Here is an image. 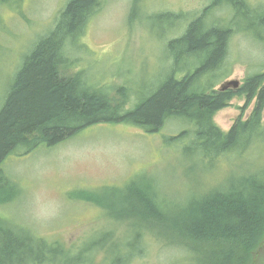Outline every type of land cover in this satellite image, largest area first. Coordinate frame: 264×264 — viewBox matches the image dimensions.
I'll list each match as a JSON object with an SVG mask.
<instances>
[{
	"label": "rangeland",
	"instance_id": "1",
	"mask_svg": "<svg viewBox=\"0 0 264 264\" xmlns=\"http://www.w3.org/2000/svg\"><path fill=\"white\" fill-rule=\"evenodd\" d=\"M67 1L0 2V107L23 56L53 28ZM245 2L254 8L253 13L234 17L231 9L213 6L212 0H98L83 25L78 48L73 49L72 65L59 69L60 74L84 72L89 83L112 97L111 104L121 102L117 91L124 87L128 91L125 107L131 108L139 96L156 89L171 70L172 59L179 69L207 62L208 53L183 56L175 62L166 47L200 15L202 22L228 26L231 33L221 63L225 64L198 78L197 85L212 83L208 90H217L225 81L237 80L238 85L231 87L235 90L246 77L264 73V22L251 25L252 15L264 11V0ZM166 12L172 13L167 22L151 18ZM183 74L178 72L177 77ZM257 100V95L247 101L246 95L235 94L213 114L215 125L228 131L239 116L247 118ZM261 116L264 123V107ZM198 127L187 116L167 119L158 132L125 122L97 123L52 146L41 143L28 152L10 153L1 164L0 197L17 196L0 205V240L4 237L1 230L7 228L24 239L56 240L69 248L73 264H211L213 246L181 247L166 221H159L152 212L143 217L136 194L146 188H126L130 181L152 182L161 212L169 215L187 207L190 199L225 188L240 174L264 170V138L260 136L252 140L250 149H244L241 140L235 149L220 155H216V143L206 142L212 148L207 155L200 144L192 152L187 137L180 139V146L172 138L177 131ZM104 202L133 210L131 222L109 217L100 205ZM258 257L264 264V250ZM48 264L68 262L59 259Z\"/></svg>",
	"mask_w": 264,
	"mask_h": 264
},
{
	"label": "trees",
	"instance_id": "2",
	"mask_svg": "<svg viewBox=\"0 0 264 264\" xmlns=\"http://www.w3.org/2000/svg\"><path fill=\"white\" fill-rule=\"evenodd\" d=\"M6 1L10 0H0ZM212 1L213 6L222 4L231 8L234 17L250 16L254 9L247 6L245 0ZM97 4L98 0L67 1L53 28L36 39L32 49L18 64L0 107V176L3 175L2 162L10 153L18 154L16 150L28 152L41 143L52 146L81 128L96 123L125 122L151 132L159 128L164 122L163 116L169 112L173 119L187 116L199 125L197 130L177 131L172 137L177 139L179 146L180 139L187 137L192 143V152L197 150L193 146L200 144L208 155L212 149L206 143L209 141L212 145L216 143L215 152L220 155L235 149L241 140L244 141L243 148L250 149L253 139L257 136L264 138V123H261L264 73L246 77L244 85L235 90H208L212 83L205 87L192 82L211 71H219L230 35L226 29L219 28L201 32L203 22L200 15L188 23L181 36L170 39L166 47L175 62L182 60L183 56L208 53L207 62L195 66L191 72V68L185 66L187 73L178 78L177 73L183 69L173 66L172 59L171 70L156 89L148 96H139L141 100L133 102L131 108L125 107L128 91L124 87L117 91L121 102L111 104L112 97L109 98L104 88H96L89 83L84 72L62 76L59 69L72 65L73 49L78 48L83 25L93 15ZM169 17L172 13L151 16L163 22L169 21ZM258 18L264 22V11ZM199 33L204 36H199ZM235 94L246 95L247 101L257 95L258 100L246 120L238 118L228 131L222 132L212 116L227 106ZM254 170L238 175L225 188H213L190 199L187 207L169 215L161 212L159 194H156L152 182L130 181L126 188L138 185L146 188V192L136 194L143 217L152 212L159 221H166L170 230L176 231V241L181 247L213 246L211 264H260L263 259L258 255L264 250V170ZM16 196L12 193L0 197V205ZM104 203H100L101 207L106 211H116L118 218L132 216L133 210L116 209ZM1 231L4 237L0 240V264H48L59 259L68 264L74 262L69 248L56 240L32 236L24 239L8 228Z\"/></svg>",
	"mask_w": 264,
	"mask_h": 264
},
{
	"label": "bare ground",
	"instance_id": "3",
	"mask_svg": "<svg viewBox=\"0 0 264 264\" xmlns=\"http://www.w3.org/2000/svg\"><path fill=\"white\" fill-rule=\"evenodd\" d=\"M231 9V8H230ZM259 17V14L257 13V14H254L253 16H252V18H254V22H252L251 23V25H255V23H257V21H258V18ZM215 22H217V21H215ZM212 23H214V22H212ZM212 23H207V22H203V24L201 25V28H202V31L201 32H210L211 31V29H226V31H229L230 32V29L231 28H229L228 26H223V25H221V24H212ZM231 33V32H230ZM199 36H204L203 34H200L199 33ZM194 67L192 66L191 67V70H189V72H191L192 71V69H193ZM190 69V68H189ZM181 71H184V74L183 75H185V73H187V71H186V69H183V70H181ZM180 71V72H181ZM183 77V76H182ZM197 81V79L194 81V79L192 80V82L193 83H197L196 82ZM226 82H228V81H225V83ZM225 83H223V84H221V87L219 88V89H217V90H224V89H230V90H232L231 89V87H233V86H231V85H229V86H227L226 88H222V85H224ZM196 88V87H195ZM143 97V96H142ZM232 99V98H231ZM230 99V100H231ZM141 99H139V101H140ZM123 101H124V97H123ZM125 101H126V98H125ZM128 101V100H127ZM135 103H137V102H134V104ZM264 107V106H263ZM254 109V108H253ZM220 110V109H219ZM262 110H263V108H262ZM218 111V110H217ZM250 114V113H249ZM262 114V113H261ZM172 116H173V114H171V112H169V113H166L163 117H164V122L159 126V128L158 129H156L155 131H151V132H158L159 130H161L162 128H163V125L165 124V122L167 121V119H170V118H172ZM166 117H168V118H166ZM166 118V119H165ZM239 118L241 119V117L239 116ZM246 120V119H245ZM115 123H119V122H115ZM97 124V123H96ZM128 124V123H127ZM93 125V124H92ZM132 125V124H131ZM90 126V125H89ZM135 126V125H134ZM138 127V126H137ZM230 129V128H229ZM228 129V130H229ZM1 178V177H0ZM107 213V215L110 217L111 216V218H114L115 220H117V221H120V222H131V217H125V218H118L117 216H116V211H114V210H112V211H105V214ZM114 220V222H116Z\"/></svg>",
	"mask_w": 264,
	"mask_h": 264
},
{
	"label": "water",
	"instance_id": "4",
	"mask_svg": "<svg viewBox=\"0 0 264 264\" xmlns=\"http://www.w3.org/2000/svg\"><path fill=\"white\" fill-rule=\"evenodd\" d=\"M229 85L236 87L238 85V81L237 80L228 81L224 85H222V88H226Z\"/></svg>",
	"mask_w": 264,
	"mask_h": 264
}]
</instances>
